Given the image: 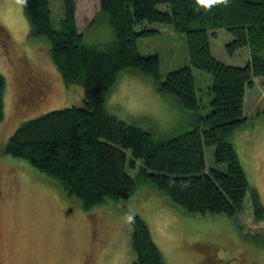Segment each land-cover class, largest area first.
I'll list each match as a JSON object with an SVG mask.
<instances>
[{
  "label": "trees",
  "instance_id": "16d2710c",
  "mask_svg": "<svg viewBox=\"0 0 264 264\" xmlns=\"http://www.w3.org/2000/svg\"><path fill=\"white\" fill-rule=\"evenodd\" d=\"M51 0H23L31 37L44 40L46 51L64 84L81 86L83 103L27 120L6 143L3 153L25 160L63 186L67 197L92 211L105 201H127L140 183L151 184L167 201L189 215L234 218L246 194L253 198L255 220L264 210L241 166L233 132L247 120L244 99L255 78L264 77V0H99L89 27L105 19L112 39L89 43L78 31L74 0H62L59 27L51 20ZM164 7H161V6ZM144 22L172 27L185 37L189 65L164 78L156 55L140 56L137 41L154 30ZM232 36L228 55L248 48L250 61L239 67L212 56L217 31ZM193 69L209 73L207 98H199ZM121 72H133L154 83L162 96L179 105L193 128L159 140L117 118L105 107ZM5 78L0 74V124ZM179 113V112H178ZM187 130V129H186ZM214 147L223 171L206 169L204 148ZM127 170L135 171V177ZM132 264H163L148 227L139 217L129 220Z\"/></svg>",
  "mask_w": 264,
  "mask_h": 264
},
{
  "label": "rangeland",
  "instance_id": "374dc122",
  "mask_svg": "<svg viewBox=\"0 0 264 264\" xmlns=\"http://www.w3.org/2000/svg\"><path fill=\"white\" fill-rule=\"evenodd\" d=\"M62 4V0L50 2L56 29L63 17ZM98 6L99 0H74L75 20L89 43L107 44L112 39L107 20L89 27ZM141 27L156 31L140 37L137 49L140 56L158 57L161 77L189 65L182 34L160 23L144 22L136 30ZM216 37L210 47L218 62L241 67L250 61L248 48L227 54L225 45L232 41L231 35L219 30ZM43 41L29 33L23 0H0V74L5 78L0 124V264H132L135 253L129 220L137 216L148 227L163 264H264V220H255L250 191L234 218L184 213L148 183H140L125 202L105 201L85 211L55 180L27 161L3 153L25 121L83 103L82 87L64 84L49 55L40 49ZM193 76L197 95L204 101L211 76L194 69ZM244 101L247 120L233 132L232 144L249 189L264 210V77L254 79ZM105 107L159 140L193 128L187 126L189 117L178 104L133 72H121ZM214 151L212 146L204 148L206 169L223 171L225 165L215 162ZM127 172L135 177V171Z\"/></svg>",
  "mask_w": 264,
  "mask_h": 264
},
{
  "label": "snow or ice",
  "instance_id": "6c2138e0",
  "mask_svg": "<svg viewBox=\"0 0 264 264\" xmlns=\"http://www.w3.org/2000/svg\"><path fill=\"white\" fill-rule=\"evenodd\" d=\"M202 3H211V0H201Z\"/></svg>",
  "mask_w": 264,
  "mask_h": 264
}]
</instances>
